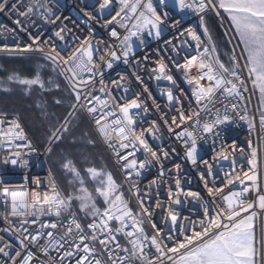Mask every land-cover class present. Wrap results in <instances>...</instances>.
<instances>
[{"label": "snow or ice", "instance_id": "obj_1", "mask_svg": "<svg viewBox=\"0 0 264 264\" xmlns=\"http://www.w3.org/2000/svg\"><path fill=\"white\" fill-rule=\"evenodd\" d=\"M160 2L163 3L164 0H160ZM112 4L113 0H101L99 3L101 14L103 15L106 9L111 11ZM119 4L120 9L112 19L120 17L121 21H126L127 23H123L121 26L127 29V34L121 37L117 31L112 30L110 35L120 41L123 61L127 64L129 56L134 54L133 38L139 40L141 44L145 43V33L159 39L162 32L161 25L164 21L153 6L152 0H119ZM177 4L181 11L187 9L196 14L212 11L219 16L222 10L231 26L234 27L239 43L243 45L241 55L245 60V63L241 65L240 59L233 49L229 61L225 63L220 60L214 43L211 45V53L215 55H210L208 47L201 49L203 41L197 31L192 27L184 29L191 40L196 41L197 54L190 58L186 57V62L178 64L177 67L184 69L186 74L192 68L200 70L201 74L197 77L189 78L186 75V79L189 84L196 85L192 95L195 96L196 103L202 106L189 115H185L183 108L178 109L179 120L182 122L191 121L193 128L178 133L177 139L187 138L185 140L186 156L195 165L198 151L196 131L199 129L204 134L218 135L219 133L215 132V129L232 120V117L227 114L228 104H224L223 113L221 109L215 108L217 93L222 98L221 102L228 97L243 100L245 98L243 93L249 92L250 81L252 91H258L262 102H264V0H177ZM44 8L45 5L41 3V0H34V3L27 5L26 11L19 7V0L13 3H10V0H0V13L7 11L17 16L31 17L39 12L45 23H55V19L49 21V16L44 14ZM47 12L51 13V9H47ZM164 15L167 16V13ZM93 18L90 17V19ZM15 23L20 30H27L20 19H16ZM199 23L204 29V34L208 36V40L212 41V36L205 26L202 15ZM63 32L64 28L61 27L55 31V36L63 40L64 36L61 35ZM184 32L180 34L184 35ZM41 35L39 31L36 36L30 34L36 47L33 48L30 45L19 49V51L44 53L46 59L60 67L61 75L65 76L70 87L71 99L69 109L63 117L56 116L55 113H48L45 107L38 105V107H42V114L46 119L49 116L54 119V123L50 124L48 129L47 152L51 154L53 144L60 143L65 134L69 133L72 120L76 119L74 113L78 109H82L92 116L95 131L113 150L118 157V162H127L121 164L126 180L132 181L133 173L135 177H140L141 171L150 165L152 160L159 163L161 156L153 150L145 138V133H150L153 138H156L159 128L154 124L153 127L138 131L137 120L132 114V109H140L141 103L137 99H133L122 105L117 104L115 107L110 104V100H114V97H112L111 91L104 86V73L100 70L99 61H104V65L111 69L113 61L120 60L121 55H118L114 48L109 47L105 49L109 59L105 61L104 55L94 58V52L99 49L96 48L95 42L84 40L71 54L62 56L51 45L45 51L44 45L40 43ZM7 51H13V49H7ZM245 69L246 76L244 75ZM165 70L166 65L161 62L156 79H165L175 85L176 81L173 76L165 75ZM85 74H87V78H85ZM97 76L100 77L98 81L95 80ZM9 79L23 85H38L45 91H59L61 87L59 83L49 81L51 87L46 88L39 75L35 79H20L18 77H9ZM205 79L208 81L207 86L200 83ZM97 84L100 85L99 95L94 94ZM127 90V88L124 89V91ZM103 96L108 98H102ZM167 99L170 104L179 101V97H175L172 90L167 91ZM54 104L63 105L64 99L57 98L54 100ZM231 109L241 120H247L250 125L253 123L247 115L238 111L236 103L231 104ZM144 111L147 112V109L145 108ZM202 112L214 116V118L205 120L201 124ZM5 116L6 114L0 113V149H6L9 152V155L3 158V163L15 166L20 161L21 166H26L28 161L23 159L22 153L17 149L26 148L28 154L37 151V149L28 139L19 118L6 122ZM171 121L172 124L179 127L177 117L173 116ZM260 125L264 127V112H261ZM169 131H173L171 126H169ZM200 138L202 139L203 136ZM18 140L24 141V144H16L15 142ZM88 143L95 145V141L91 139L88 140ZM231 147L233 151H237L234 145ZM141 148L145 153L150 154V158L146 157L143 161L138 162L135 157ZM128 149L131 151H126L124 155H121L120 150ZM239 151L243 152V149H239ZM168 155V152L163 153L164 158H167ZM219 155L224 156L223 150ZM251 156V174L243 173L251 185H246L244 190L239 192L229 189L220 197L222 203L215 206L214 212L205 207L204 216L207 219H202L199 222V230L193 226L189 229L192 234L184 235L182 241L178 238L174 240L173 237L168 236L167 240L173 241L172 246L163 243L164 237L161 236L159 230L151 237L145 233L142 227V217L147 214L150 218L152 213L148 207L144 206L138 188L134 194L138 198L141 218H138L137 214L133 212L110 172L104 173L95 167L85 169L90 178L97 181L95 193H93L85 186V179L79 169L71 160H66L62 167L66 172L71 173L72 178L68 183L73 185L72 191L67 193L61 191L51 176L50 191L29 192L11 190L8 186L0 187V199H2L5 208L10 206V212L7 213L5 219L7 220L8 215L19 218L20 227L15 231L23 232L20 239L22 251H12L13 246L4 243L0 245V254L9 258L5 264H73V262L74 264H167V262L170 264H257L258 252L255 247L254 221L258 216L264 217V186L259 182L256 171V150L252 151ZM129 157H133V159L129 160ZM224 158L228 157L224 156ZM203 162L207 164V161ZM208 168L211 172V165H208ZM105 176L106 179H104ZM234 180H240L241 184L245 183L238 174L229 179L226 186L231 185ZM36 184H40L38 179ZM176 186L179 189V180L176 181ZM205 186L207 187V182ZM222 191L219 188H208L210 195ZM250 193L251 196H249ZM169 195L172 198L171 192ZM187 195L199 198V194L195 192H189ZM98 199L102 201L103 206L98 203ZM174 202L181 203L179 199H175ZM78 213H83L85 217L90 218L86 227L77 219ZM43 216H54L57 219L56 222L39 221V227L33 232H29L26 226L36 225L38 219ZM168 216L175 226L178 219L177 213L170 210ZM64 217L68 218L67 222L62 219ZM129 221H131L130 229ZM262 224H264V220H262ZM152 227L155 228L156 225L152 224ZM61 228H66V231L58 235L57 230ZM4 231H8V229H4ZM120 234L129 238L128 243L131 247L121 245L117 239ZM42 240H46L47 243H42ZM145 241H149L150 245L155 248L154 259L149 258L146 253ZM96 245H99L100 251H97ZM30 247L38 249V252L47 259L41 261L36 252L29 250ZM6 249L8 250L6 251ZM53 252L56 253L55 256L51 254ZM259 254L261 256L260 264H264V249ZM102 255H106L107 260L101 259Z\"/></svg>", "mask_w": 264, "mask_h": 264}, {"label": "built area", "instance_id": "obj_2", "mask_svg": "<svg viewBox=\"0 0 264 264\" xmlns=\"http://www.w3.org/2000/svg\"><path fill=\"white\" fill-rule=\"evenodd\" d=\"M13 2H17V0H10V3ZM100 2L101 0H41V3L45 5L44 14L49 16V21L55 19V23H45L39 12L31 17L17 16L7 11L0 13V56L12 58L31 57L44 60L55 69L70 92V87L65 80V76L61 75L60 67L46 59L44 53L38 51H19V49L30 45L33 48L36 47L33 44L31 36H36L37 31L42 34L40 43L44 45L45 51L51 45L62 56L71 54L84 40L95 42L96 48L99 49V51L94 52V58L104 55L105 61L109 59V55L105 51L109 47L114 48L117 54L121 55L120 60L113 61L111 69H108L104 65V61H99L100 70L104 73V86L107 90L111 91L112 97H114V100H110V104L115 107L117 104L122 105L133 99H137L141 103L140 109H132V114L137 120L136 127L138 131L153 127L154 124L159 128L156 138H153L150 133H145V138L153 150L161 156V161L158 163L152 160L151 164L141 171L140 177H135L133 173V180H126L121 164L127 162H118V157L114 154L113 150L106 145L95 131L92 116H89L82 109H78L74 113V116L83 115L86 119L92 132L102 145L105 154L112 161L122 181V186L127 190L134 205L139 210L138 218H141L138 198L134 194L136 189H139V195L143 199L144 206L148 207L152 213L150 218L147 214H144L142 217V227L146 234L149 232L147 236L151 237L159 230L161 236L164 237L163 243L172 246L173 241L167 240L168 236L173 237L174 240L178 238L182 241L184 235L190 236L192 234L189 229L193 226H195L196 230H199V222L202 219H207L204 216L205 207L214 212L215 206L222 203L220 197L224 193H227L229 189L239 192L243 191L246 185H251V182L246 180L243 173L248 172L251 174V153L253 150L257 152L256 171L259 182L263 186L264 127L260 125V117L257 112L248 106L247 101L251 93V82L249 81L248 85L249 92L243 93L245 97L243 100L236 97H228L221 102L222 98L217 93L215 108L221 109L223 113L224 104H228L227 114L232 117V120L215 129V132L219 133L218 135L204 134L199 129L196 131L199 159L193 165L186 156L185 140L187 138L177 139L178 133L185 129L192 130L193 125L191 121L182 122L179 120L180 112L178 109L183 108L185 115H189L191 112L199 110L202 105L196 103V98L192 95V91L186 82V75L189 72L186 74L184 69L178 68L177 65L184 64L186 57L190 58L192 55L197 54L196 41L191 40L190 36L184 32V29L188 27H192L201 36V40L203 41L200 46L201 49L208 47L210 55H215L211 53V44L199 23L201 15L204 17V21L212 17L219 26L227 31L231 54L232 50L235 49L241 65L244 64L237 43L227 30V23L225 24L226 20L222 11L219 16L212 11L196 14L191 10H188L183 15L177 13L171 6L161 3L160 0H152L153 6L164 21L161 25L163 35L141 51L130 55L128 58L129 62L126 64L123 61L120 41H117L110 35L112 30L117 31L121 37L127 34V29L121 26L127 22L121 21L120 17H116L115 20L112 19L120 9L119 0H113L111 11L106 9L103 15L99 8ZM32 3H34V0H19V7L26 11V6ZM47 9H51V13H48ZM165 13H167V16L164 15ZM90 17L94 18L90 19ZM16 19L23 21L27 29L26 31L20 30L15 23ZM61 27L64 28V32L61 33L64 36L63 40L55 36V31ZM182 32H184V35L180 34ZM185 41L187 42L185 43ZM7 49H13V51H7ZM161 62L166 65L165 75L173 76L176 81L175 85L165 79H156ZM192 70L200 71L197 68H192ZM244 75L246 76V69L244 70ZM85 78H87V74H85ZM99 79L100 77L98 76L95 78L96 81ZM99 88L100 85L97 84L95 95L100 94ZM125 88L128 90L124 91ZM145 89L147 90L145 91ZM168 90H172L173 95L179 97L178 102L169 103L167 99ZM102 98L108 97L103 96ZM232 103H236L238 111L247 115L252 120L253 123L251 125L247 120H241L232 111ZM145 108L147 112L144 111ZM173 116L177 117L179 127L172 124L171 118ZM4 118L7 122L19 117L6 114ZM213 118L214 116L206 115L202 112L201 124L205 120ZM19 121L27 133L28 139L32 141L33 147L37 151L28 154V149L23 147L18 148L17 150L22 153L23 159L27 160L28 163L26 166H21L20 161H18L17 165L14 166L3 163V158L8 156L9 152L6 149H0V187L8 186L11 190H26L29 192L50 191V176L52 180L54 178L47 165L48 152L47 150L41 151L38 148L20 118ZM166 121L167 123H165ZM169 126L172 127L173 131H169ZM201 136H203L202 139L200 138ZM15 143L23 145L24 141L18 140ZM188 143L190 144V140ZM232 145L235 146L237 151H233ZM239 149H243V152L239 151ZM222 150L224 156L228 157L227 159L219 155ZM120 151L121 155H124L126 151H131V149ZM164 152H168L167 158L163 157ZM146 157L150 158V154L145 153L141 148L136 153L135 158L140 162ZM131 159L133 157H129V160ZM203 161H207V164ZM177 165H179V168H177ZM208 165H211V172H209ZM238 174L245 183L241 184L240 180H234L231 185L226 186L227 181ZM202 176L203 179H201ZM37 179L40 181L39 185L36 184ZM177 180L180 181L179 189L176 186ZM206 182L207 187L205 186ZM58 188L61 190L59 186ZM208 188H219L223 191L210 195ZM170 192L172 193V198H170ZM189 192L198 193L199 198L188 196L187 193ZM251 195L250 193L249 196ZM175 199H179L181 203H175ZM170 210L178 215L175 226L171 223V219L168 216ZM9 212L10 206L5 208L2 199H0V238H2L0 239V245L8 243L13 246L12 251H22L20 239L23 236V232L15 231V229L20 227L19 218L8 215L6 220L5 216ZM56 219L54 216H43L38 219L36 225L29 224L26 227L29 232H33L39 227V221L56 222ZM62 219L67 222L68 218L64 217ZM77 219L80 221L78 216ZM256 220L259 232V246L260 250H262L264 249V244H262V241H264V224H262L264 217L258 216ZM128 223L130 229L131 221ZM152 224H155L156 227L153 228ZM4 229H8V231H4ZM64 231H66V228L58 229L57 234L59 235ZM117 239L121 245L131 247L128 243L129 238L120 234L117 236ZM41 242L47 243L46 240H42ZM96 247L97 251H100L99 245H96ZM29 250L36 252L41 261L47 259V257L38 252V249L30 247ZM145 251L149 258H155V248L150 245L149 241H145ZM51 254L53 256L56 255L55 252ZM100 258L107 260L106 255H102ZM8 260V257H3L0 254V264H5ZM167 264H170V262H167Z\"/></svg>", "mask_w": 264, "mask_h": 264}, {"label": "rangeland", "instance_id": "obj_3", "mask_svg": "<svg viewBox=\"0 0 264 264\" xmlns=\"http://www.w3.org/2000/svg\"><path fill=\"white\" fill-rule=\"evenodd\" d=\"M163 3L171 6L179 14L184 15L188 11L187 9L181 11L178 7L177 0H164ZM204 22H205V26H207L212 36V41H209L210 44L211 45L213 43L215 44L217 52L219 53L220 60L227 63L231 55V47H230L229 39L227 37V31L223 29L221 26H219L213 20L212 17L206 19ZM130 27L131 25H129V28ZM226 27L229 33L234 38L230 26L226 24ZM202 31L204 32L203 27H202ZM162 35H163V29L161 32V36ZM206 37L208 39L207 35ZM157 40L158 39H155L152 36L147 35V33H145L144 35V41H145L144 44H141L139 40L133 38L132 47L134 54L141 51L144 47H146L151 43H154ZM239 49L241 52L242 49L241 48ZM16 58L0 56V59H6L9 61L15 60ZM36 61L40 65L39 77L45 83L46 88L51 87V85L48 82L52 81L53 83L60 84L61 88H63V92H64L63 95L66 94V92L70 94L65 83L62 81L58 73L55 70H53L54 68L49 63L41 59H37ZM8 68L9 67L7 65H3L0 62V113L19 117L26 126L29 134L32 136L38 148L41 151H46V147H47L46 139L48 135L49 125L54 123V119L50 116L46 119L42 114V107H38V105H42L47 109L46 104L42 99L44 98L45 94L50 93L52 91L42 90L39 88L38 85L28 86V85L19 84L15 80H10L9 77H18L20 79H30V78L23 77L20 74L13 72L12 69L10 68L8 69ZM200 74H201L200 71L192 70L187 74V77L194 78ZM200 83L203 84L204 86L208 85V81L206 79L204 81H201ZM187 84L193 93V91L196 89V85L189 84L188 82ZM247 102L249 108L257 112L258 116L261 118V112H264V102H262L259 92L258 91L253 92L251 88L250 97ZM27 111H34V112L31 114L30 112L28 113ZM56 116L63 117L64 114H59ZM75 117L76 119L72 120L69 133L65 134L64 139L60 143L53 144L52 153L51 154L48 153L47 165L55 182L65 193L73 190V185H70L68 183V181L72 178L71 173L66 172L62 167L63 163H65L66 160H71L76 166V168L79 169L81 175L85 179V186L93 193H95V187L97 186V181H93L90 178L89 174L85 172V169L87 167H95L97 169L102 170L104 173L110 172L114 177L117 185L120 186L119 191L123 192L124 198L129 202V206L131 207L133 212L137 214V216L139 217V210L134 205L127 190L122 186V181L112 161L106 154L104 155V153L102 152L103 149L102 145L90 131L86 119L84 118L83 115H76ZM85 133H87V135H84ZM89 139L95 141L94 146L88 143ZM198 159H199V153L197 151V160ZM104 179H106V176L104 177ZM262 180L264 186V165H263ZM98 203L101 206H103L102 201L99 199H98ZM77 216L79 217V219L81 220L82 224L85 227L87 223L90 222V218L85 217L83 213H78ZM254 223H255V229H254L255 247L257 248V252H258L257 264H260L261 256L259 253L261 252V250L259 246V232L257 228V220H255ZM147 234H149V232H147Z\"/></svg>", "mask_w": 264, "mask_h": 264}, {"label": "trees", "instance_id": "obj_4", "mask_svg": "<svg viewBox=\"0 0 264 264\" xmlns=\"http://www.w3.org/2000/svg\"><path fill=\"white\" fill-rule=\"evenodd\" d=\"M34 59L37 60V58H31V57H17L15 60H10V61L6 60V59H0V62L3 65H7L10 69H12L13 72L20 74L23 77L35 79L37 77V75H39V73H40V65ZM63 93H64L63 88L60 87L59 91H52L50 93L45 94V96L42 100L45 102L49 113H55L56 115H59V114L65 115V113L68 111L69 104L71 102L70 94L66 92V94L63 95ZM57 98L64 99V104L63 105H55L54 100ZM27 112L28 113L30 112L32 114L34 111H27ZM88 126H89V124H88ZM89 129L92 132L90 126H89ZM92 134L94 135L93 132H92ZM94 137H96V136L94 135ZM102 152L105 155V152L103 149H102Z\"/></svg>", "mask_w": 264, "mask_h": 264}, {"label": "crops", "instance_id": "obj_5", "mask_svg": "<svg viewBox=\"0 0 264 264\" xmlns=\"http://www.w3.org/2000/svg\"><path fill=\"white\" fill-rule=\"evenodd\" d=\"M221 11H222V10H221ZM222 13H223V11H222ZM223 15H224V17H225L226 23H227V24L230 26V28H231V30H232V32H233V35H234V40L237 42V44H238L239 48H241V49H242V48H243V45L239 43L238 36H237V34L235 33L234 27H233V26H231V24H230V21L227 19V16H226V14H225V13H223Z\"/></svg>", "mask_w": 264, "mask_h": 264}, {"label": "bare ground", "instance_id": "obj_6", "mask_svg": "<svg viewBox=\"0 0 264 264\" xmlns=\"http://www.w3.org/2000/svg\"><path fill=\"white\" fill-rule=\"evenodd\" d=\"M14 116V115H13ZM22 121V120H21Z\"/></svg>", "mask_w": 264, "mask_h": 264}]
</instances>
